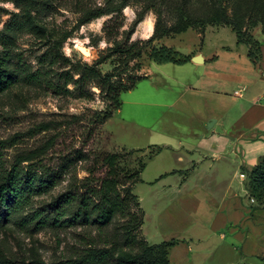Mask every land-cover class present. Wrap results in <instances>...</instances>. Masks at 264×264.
I'll use <instances>...</instances> for the list:
<instances>
[{"label":"rangeland","instance_id":"1","mask_svg":"<svg viewBox=\"0 0 264 264\" xmlns=\"http://www.w3.org/2000/svg\"><path fill=\"white\" fill-rule=\"evenodd\" d=\"M122 5L120 12L85 21L84 10ZM139 15H143V20L129 33ZM159 15L162 37L150 39ZM148 18L154 22L149 36L144 33L143 23ZM263 19L264 0H80V4L78 0H0V34L12 20L21 26L12 37L10 68L15 71L16 78L11 87L0 92V160L7 170L18 165L41 172L44 182L42 190L34 191L22 210L0 220V257L60 263L93 248L110 252L101 264H120L119 255L124 256L128 264H145V258H138L144 248L137 244L134 247L126 245L124 224L127 217L115 215L102 234L94 223L56 225L52 220L56 201L62 195H73L86 177L90 176L91 183L96 185L105 176L106 168L96 161L97 152L120 151L123 154L121 168L126 175L137 169L141 156L140 153L130 155L127 149H141L146 154L156 146L165 150L162 144L150 142L157 130L200 144L218 139L213 135V120L204 123L197 112L201 108L198 105H193L194 114L184 108V102L173 111L148 102L137 103L140 95H149L151 90L162 98V103H170L183 92V86L173 79L165 84L154 74L153 83H139L140 80L136 88L121 94L122 113L120 109L114 111L109 84L129 86L133 78L145 77L149 67L154 73L166 68L149 58L152 46L166 44L187 54L190 48L206 47L208 51L219 45H235L237 37L230 23L238 22L256 37L264 35ZM185 27L186 31L175 32ZM207 28L209 32L204 40ZM133 44L134 56L131 52L117 51ZM80 47L89 48L91 54H83ZM2 51L0 41V55ZM79 64H97L109 78L104 91L98 80L78 86L73 81L67 82L69 76L79 77L75 71ZM165 66L177 68L173 64ZM165 71L171 78L182 75L171 69ZM50 84L59 85L60 89ZM82 92L88 96H82ZM111 114L109 119L103 120ZM149 126L155 127L152 133ZM123 147L127 149L121 150ZM158 154L147 159L141 179L154 180L157 171L165 169L168 153L164 157H157ZM241 171L238 166L235 186H241ZM49 173L56 175L51 185ZM247 176L243 199L253 227L204 228L198 258L201 264H264V202L248 192ZM134 179L127 181V185ZM124 190L123 187L122 192ZM134 191L142 198L144 208L150 211L153 205L149 185L139 182ZM60 208L65 209L67 218L73 215V204H62ZM240 215L238 212L236 217ZM40 218H48V221L39 223ZM231 227L242 232L246 240L235 236L232 230L229 232ZM145 231L151 243L162 242L163 236L151 220H146ZM221 235L225 239L222 240ZM137 239H145L142 227Z\"/></svg>","mask_w":264,"mask_h":264},{"label":"crops","instance_id":"2","mask_svg":"<svg viewBox=\"0 0 264 264\" xmlns=\"http://www.w3.org/2000/svg\"><path fill=\"white\" fill-rule=\"evenodd\" d=\"M197 36L202 38L199 34ZM256 37L262 44L259 68L249 59L248 48L244 44L219 45L208 51L206 47L190 48L187 53L191 55L189 62L181 65L161 64L166 68H161L158 73L149 67V72L139 82L153 83V75L157 74L165 84L173 79L182 85L183 92L170 103H162V98L154 90L149 95H140L137 103L142 105L148 102L173 111L184 102V108L194 114L193 105H198L201 108L197 112L204 123L214 120L213 135L218 139L200 144L195 140H179L155 130L156 136L150 141L165 147L157 157H164L168 153L165 169L160 167L154 180L141 179L150 187L153 205L150 211L144 208L141 197L134 191L139 182L134 184L133 191L139 197L145 213L142 229L146 240L150 244L173 239L177 241L169 248L170 264H201L198 258L204 228L223 230L229 226L254 225L243 199L246 190L241 174V186L234 183L238 166L251 169L264 156V35ZM196 55H201L203 62L193 61ZM168 64L177 68L165 66ZM165 69L182 75L171 78ZM122 108L119 113H122ZM149 128L152 133L155 127ZM224 137L228 140H219ZM238 212L241 215L237 218ZM147 219L163 236L162 242H150V235L145 231ZM231 230L235 236L245 239L242 232L238 233L234 227L229 232ZM221 239H225V236L221 235Z\"/></svg>","mask_w":264,"mask_h":264},{"label":"trees","instance_id":"3","mask_svg":"<svg viewBox=\"0 0 264 264\" xmlns=\"http://www.w3.org/2000/svg\"><path fill=\"white\" fill-rule=\"evenodd\" d=\"M80 4V0H78ZM42 4H44L42 2ZM45 5V4H44ZM97 7L95 9L84 10L85 21H90L95 18H99L103 15H107L113 12H120L122 7ZM143 15H139L136 18L129 33L134 32L135 27L139 22L143 20ZM161 16L159 15L156 21L154 33L150 39L160 36V23ZM232 24V30L235 32L237 37V44H244L248 48V57L253 62L255 67L259 68L262 60V44L257 37L244 30L239 26L238 22L230 23ZM263 33H264V19ZM20 23L15 24L14 20L6 24L5 30L0 34V41L3 45V51L0 55V92L7 90L11 87L15 81V71L10 68V61L12 59V46L14 45L13 34L16 30L20 29ZM185 28L176 30L175 32L181 33L186 31ZM12 34V35H11ZM117 51L119 53H133L130 54L134 56L136 51L135 44L130 46L128 49H120ZM137 53V52H136ZM141 51L138 52L140 55ZM149 58L158 64L174 63V64H185L190 61L191 55L181 53L173 47L167 45L152 46L149 53ZM79 77L77 79L73 76H69L67 82L73 81L74 85H82L85 82L97 81L101 83V89L104 91L105 83L109 81V78L104 75L97 64L93 65H77L75 68ZM145 77H140L138 79H132V83L129 86L123 83H118L112 86L111 82L109 84V92L113 93L111 100L115 103L114 111L121 108V94L134 89L137 83L144 79ZM55 89H60L59 85L50 84ZM82 96L85 95L83 92ZM113 111V112H114ZM112 116L109 115L103 120L106 121ZM127 148L123 147L121 150ZM163 147L156 146L149 153H144L141 149H127L129 154L140 153L141 156L138 159V167L134 171L127 172L126 175L123 174L121 168V161L123 159V154L120 151L110 152V151H100L96 153V161L100 162L102 167L106 168L105 176L98 180V184L93 185L90 180V176L86 177L85 181L78 187L77 190L73 191V195H62L55 203L54 218L52 219L54 224L63 225L65 223L89 225L94 223L97 225L99 234H102L104 230L110 225L115 215L120 214L127 217L124 224L125 229V241L126 245L134 247L135 244L139 248H144L141 254H138V258H145V264H170L168 258L169 248L173 246L177 241L172 240L168 242H162L160 244H150L146 238L143 240L137 239V233L140 231L143 223L145 213L141 208L139 197L134 193L133 186L141 180V173L146 167V162L149 157H153L159 152H161ZM243 173L247 174V190L251 191L259 201L264 202V156L260 161L253 166L251 169L246 167L242 168ZM46 172V171H45ZM132 177H135L131 184L127 185ZM48 178L50 180L49 184H53L56 175L55 173H49ZM43 175L41 172L32 169H26L22 167L13 166L11 170L4 169L2 162L0 160V220H6L11 215L22 210L30 201V195L34 191H41L43 187ZM125 188L122 192V188ZM254 198V197H253ZM72 205L73 204V215L68 217L67 212L64 208H60V205ZM59 205V207H57ZM39 218V216H36ZM43 221V222H42ZM48 221V218H40L39 223H44ZM148 242V243H147ZM264 243V237H263ZM110 252L101 249H90L83 255L77 256L73 260H68L60 263H47L45 261H18L12 260L5 256L0 257V264H101L106 261L109 257ZM158 255L161 258H157ZM141 255V256H140ZM163 255V257H162ZM117 261L120 264H128L126 258L122 255L117 257Z\"/></svg>","mask_w":264,"mask_h":264},{"label":"bare ground","instance_id":"4","mask_svg":"<svg viewBox=\"0 0 264 264\" xmlns=\"http://www.w3.org/2000/svg\"><path fill=\"white\" fill-rule=\"evenodd\" d=\"M144 33H145V35H147V36H149L151 33H152V31H153V28H154V22H153V20L152 19H146L144 22ZM82 47H80V49H81ZM88 50V53L86 54V55H90L91 54V50L88 48L87 49Z\"/></svg>","mask_w":264,"mask_h":264},{"label":"water","instance_id":"5","mask_svg":"<svg viewBox=\"0 0 264 264\" xmlns=\"http://www.w3.org/2000/svg\"><path fill=\"white\" fill-rule=\"evenodd\" d=\"M80 50L85 55L88 53V50L86 47H82ZM192 59H193V61H195L197 63L203 62V57L201 55H196ZM213 122H214V120H213Z\"/></svg>","mask_w":264,"mask_h":264},{"label":"built area","instance_id":"6","mask_svg":"<svg viewBox=\"0 0 264 264\" xmlns=\"http://www.w3.org/2000/svg\"><path fill=\"white\" fill-rule=\"evenodd\" d=\"M241 177L244 179L246 177V174L245 173H241ZM251 200L254 201V198L252 197Z\"/></svg>","mask_w":264,"mask_h":264}]
</instances>
